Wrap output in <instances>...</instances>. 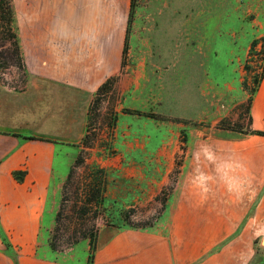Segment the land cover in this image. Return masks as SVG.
I'll use <instances>...</instances> for the list:
<instances>
[{"label":"crops","instance_id":"obj_1","mask_svg":"<svg viewBox=\"0 0 264 264\" xmlns=\"http://www.w3.org/2000/svg\"><path fill=\"white\" fill-rule=\"evenodd\" d=\"M131 1L15 0L27 83L8 95L6 107L0 106V227L11 244L8 250L0 236V264H64L38 251L45 214L48 208L56 211L57 149L81 144L94 99L107 80L117 78L121 110L129 104L143 113L157 108L190 122L215 115L212 71L216 57L232 53V38L226 39L221 27L213 37L205 28L208 37L185 47V17L164 9L150 17L142 60L125 68ZM217 19L195 20L225 24ZM185 62L195 72L181 92L180 82L190 79ZM210 84L211 96L204 90ZM122 116L131 129H141L144 150L153 136L166 137L174 129L179 136L185 128L184 122L165 121L152 129L155 119ZM250 117L251 128L264 132V79ZM202 132L189 129L191 143L181 151L180 180L161 219L163 229L115 231L97 248L94 264H251L257 258L255 242L264 237V136ZM166 141L159 151H167ZM146 164L137 160L132 166ZM17 171L26 172L23 182L13 176ZM142 177L133 170L128 179L139 184Z\"/></svg>","mask_w":264,"mask_h":264},{"label":"rangeland","instance_id":"obj_2","mask_svg":"<svg viewBox=\"0 0 264 264\" xmlns=\"http://www.w3.org/2000/svg\"><path fill=\"white\" fill-rule=\"evenodd\" d=\"M164 9H168L167 15L177 10L185 17V47L187 43L188 47H192L189 45L191 41L208 37L206 29L213 37L212 31L215 33L221 27L222 35L225 31V38H232V53L216 57L212 71L217 85L215 115L212 112L189 125L183 124L185 128L179 136L175 129L166 137L155 135L149 149L144 150L146 140L138 134L141 129H131V124L122 116L134 106L124 105L121 110L123 101L114 87L100 93L91 107L85 140L74 148L59 146L57 149L56 211L53 214L48 208L45 214L38 245L41 256L64 264H87L89 253L93 251L90 241L95 243L96 249L99 248L119 230L120 223L125 221V214L133 226L146 230L163 229L160 227L161 219L167 214L180 180V167L185 158L181 151L191 143L189 129L195 127L201 132L208 129L202 132L206 136L207 133L214 135L231 129L245 134L251 129L250 101L255 90V77L264 64V0H135L123 67L133 66L142 60L144 31L152 26L150 17ZM187 18H191L192 22L187 23ZM196 18H218L217 21H225V24H201ZM14 27L17 28V25ZM11 35L6 24L0 22V106L4 107L7 106L8 95L21 92L27 83L24 63L16 52V42ZM255 43L257 46L253 49ZM184 58L189 60V56ZM183 68L190 79L180 82L178 88L181 92L186 89H183V84H191L195 72L194 66L189 63L185 62ZM204 90L206 93L210 91L211 96V84L209 90L206 87ZM147 112L166 117L168 124L178 123L174 121L179 118L175 112H159L157 108ZM147 123L141 122L140 127L144 129ZM158 124L160 121L153 120L152 129ZM165 139L167 151L161 152L159 150ZM137 160L147 161L146 167L133 168ZM170 162L174 166L169 168ZM133 170L141 171L143 177L137 180L139 184L128 179ZM95 181L101 183L105 200L103 206L91 203ZM148 181H151L150 185ZM263 240L264 237H260L255 242L257 258L251 264H264Z\"/></svg>","mask_w":264,"mask_h":264},{"label":"trees","instance_id":"obj_3","mask_svg":"<svg viewBox=\"0 0 264 264\" xmlns=\"http://www.w3.org/2000/svg\"><path fill=\"white\" fill-rule=\"evenodd\" d=\"M134 8H135V0H132L131 1L130 17H129V28H128L127 41H128V37H129V33H130L131 21H132L133 15H134ZM0 22L3 23V24H6V27L9 29L10 33L12 34L11 35L12 38L15 39L16 52L22 58L21 45H20V41H19V37H18V31L16 30L17 28L14 27L15 24H16L14 0H0ZM127 41H126V44H127ZM256 46L257 45L255 43L252 46V48L255 49ZM124 52L126 53V45H125V51ZM22 61H23V58H22ZM123 66H124V62H123ZM263 79H264V64L261 67L260 73L255 77V81L254 82H255L256 85H255V90H254L253 96L257 92V90H258L259 86L261 85ZM116 83H117V78L116 77H113V78H110L109 80H107L99 88V90L97 92V96L100 93H103L104 90L112 89L113 87H115ZM252 101H253V98L251 99L250 104H252ZM126 110H128V109H126ZM125 113H129V114H132V115H138V116L150 117V118L155 119V120L160 121V122H165V121L168 120V119H166V117H164L162 115H159V114H155L153 112L143 113V112H140L138 110H130V111H125ZM174 121L178 122V123L184 122L187 125H189L191 123L190 121H181V120H177V119L174 120ZM249 122H250V127H251V122H252L251 117L249 119ZM230 131L238 132L237 130H234V129H231ZM245 134L246 135H260V136H264V132L256 131V130H253L252 128L248 132H246ZM85 137L82 140V142L85 140ZM26 139H32V138H26ZM13 176L15 177V179L18 182H23L24 179H25V176H26V172L17 171V172L13 173ZM99 184H101L100 181H95L94 184H93L92 191L94 193H93V196H92L93 200H91V203H95V204L97 203L100 206H103V205H105V200H104V198L102 196V193H101L102 192L101 185H99ZM124 216H126L125 217V221L123 220V223H120V227H118L119 230H127V229L146 230V229L139 228V227L131 225L130 224V220H129V216L126 215V214ZM122 217H123V215H122ZM115 226H117V225H115ZM0 236H1L2 240H3V243L5 244L7 249L9 250L11 248V244L8 241V239L6 238L5 234L2 232L1 227H0ZM90 249L93 250V251L89 253V256H88L89 259H88L87 264H94V254H95L97 249L95 248V243L92 242V241H90Z\"/></svg>","mask_w":264,"mask_h":264},{"label":"water","instance_id":"obj_4","mask_svg":"<svg viewBox=\"0 0 264 264\" xmlns=\"http://www.w3.org/2000/svg\"><path fill=\"white\" fill-rule=\"evenodd\" d=\"M263 245H264V240H263Z\"/></svg>","mask_w":264,"mask_h":264}]
</instances>
